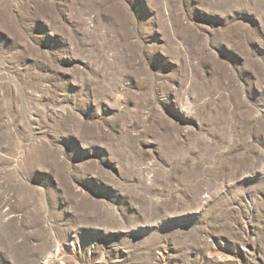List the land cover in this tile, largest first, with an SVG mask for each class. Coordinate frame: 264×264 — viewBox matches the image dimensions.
I'll return each instance as SVG.
<instances>
[{
  "label": "rangeland",
  "instance_id": "374dc122",
  "mask_svg": "<svg viewBox=\"0 0 264 264\" xmlns=\"http://www.w3.org/2000/svg\"><path fill=\"white\" fill-rule=\"evenodd\" d=\"M0 264H264V0H0Z\"/></svg>",
  "mask_w": 264,
  "mask_h": 264
}]
</instances>
